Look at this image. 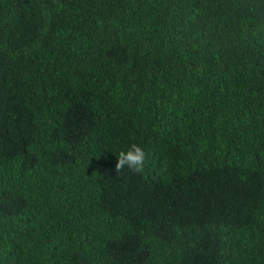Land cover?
Wrapping results in <instances>:
<instances>
[{
  "label": "trees",
  "instance_id": "16d2710c",
  "mask_svg": "<svg viewBox=\"0 0 264 264\" xmlns=\"http://www.w3.org/2000/svg\"><path fill=\"white\" fill-rule=\"evenodd\" d=\"M0 264H264V0H0Z\"/></svg>",
  "mask_w": 264,
  "mask_h": 264
},
{
  "label": "clouds",
  "instance_id": "9594fccd",
  "mask_svg": "<svg viewBox=\"0 0 264 264\" xmlns=\"http://www.w3.org/2000/svg\"><path fill=\"white\" fill-rule=\"evenodd\" d=\"M115 171L128 168L132 171H141L145 164L146 153L143 148L135 143L121 149L116 155Z\"/></svg>",
  "mask_w": 264,
  "mask_h": 264
}]
</instances>
